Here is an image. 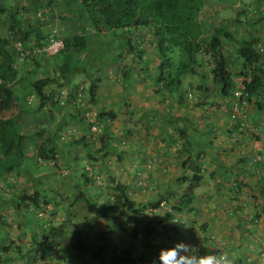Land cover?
<instances>
[{"label":"crops","instance_id":"obj_1","mask_svg":"<svg viewBox=\"0 0 264 264\" xmlns=\"http://www.w3.org/2000/svg\"><path fill=\"white\" fill-rule=\"evenodd\" d=\"M199 21L206 35L217 27L227 31L224 52L236 77L244 65L238 41L264 39V0H204ZM121 51L122 59L95 73L100 82L90 110L114 118L94 162L125 185L137 216H178L179 223L169 226L172 242L196 245L201 254H226L232 264H264V93L262 108L251 102L236 110L232 93L217 90L206 56L199 57L195 73L182 74L179 90L171 93L156 85V45L141 48L140 56ZM186 160L199 167L200 182L180 180L194 175ZM190 188L191 199L180 205Z\"/></svg>","mask_w":264,"mask_h":264},{"label":"trees","instance_id":"obj_2","mask_svg":"<svg viewBox=\"0 0 264 264\" xmlns=\"http://www.w3.org/2000/svg\"><path fill=\"white\" fill-rule=\"evenodd\" d=\"M4 2L5 0H0V11L7 12L11 25L6 31H0V181H6L12 173L20 172L26 166L27 149L31 138L36 137V141L42 140L37 145L35 159L45 162L53 160L57 156V149L61 146L56 144L58 131L47 134L40 131L35 135L25 133L22 129L21 113L32 111L38 117L47 115L52 117L53 111L61 107L60 97L63 88H67L66 97L74 101L76 107L81 104L76 101L79 95L87 97L89 107L96 105V89L100 82V77L96 74L105 67V64L111 65L114 61L122 59L123 47L140 56L141 48L151 43L156 45L161 57L156 85L165 91L177 92L181 86L182 74L197 71L200 56L208 57L206 66L219 92L229 96L235 89V77L223 46V37L227 35V31L217 27L213 33L206 35L199 21L204 0H65L70 8L69 14L73 16V23L79 31L66 33L62 47L53 54L42 52L52 42L51 38L43 42L38 36V41H35L32 37L33 30H37L35 26L26 27L18 24L23 11L12 14L10 7ZM107 34L117 37L120 42L119 47L122 45L121 50L118 47L111 55L107 49L94 45L95 35L103 37ZM16 43H20L30 52L25 54L22 52V55ZM238 45L236 53L244 62L240 74L251 76V81L247 84V100L250 103L254 102L260 109L264 93V39L240 40ZM20 59H23L29 68L21 70ZM82 76L88 80V85L80 88L74 80ZM33 99L36 100V107H31ZM46 106L50 110L41 113ZM14 107L18 110L7 115L6 112L12 111ZM81 114L75 109L70 116L87 123L89 135L74 143L75 145L85 143V158H92L89 160L94 162L98 160L95 154L99 153L96 146L106 140L102 137V130L106 132L114 114L100 111L90 123L86 122V117ZM93 127H97L98 131L94 132ZM56 129L57 127H54V130ZM105 144L104 146H107L109 141L107 145ZM115 144L112 146L116 147ZM186 146H188L187 141L183 143V147ZM74 161L78 160L74 159ZM188 163L190 162L186 160L184 166H188ZM188 167L194 175L182 177L180 180L191 181L194 184L200 182L201 177L197 175L200 172L199 167L194 162ZM85 169L89 170L90 166L81 168V176H85ZM84 178L86 179H78L74 182L72 199L64 196L61 189L55 187H51L48 191L37 187L33 196L24 193L18 201L11 197L25 229L30 215L38 212L41 199L45 203H48L49 198L53 199L55 204L66 203L72 210L82 205L86 212L84 219L113 217L114 222H120L125 217L133 218L132 216L139 214L124 184L111 182V194L101 200L91 191L93 180L86 176ZM192 195L193 190L190 188L182 196L179 204L187 203ZM171 214L172 211L167 213V222H170ZM251 219L257 222L258 216L253 215ZM8 226V221L0 216V228ZM167 226L171 225L165 223L164 230L169 229ZM141 228L148 235L159 232L152 223H145ZM77 238L78 245L83 248L86 242L84 237L78 233ZM6 242L10 244L0 248V264H9L13 257L17 258L15 253H11L12 250H16L19 255L23 250V246L14 241L10 235L6 238ZM50 242V237L46 236L37 245L44 247ZM110 246L111 241L106 238L102 244L92 250L82 249L78 253L85 255L90 252L91 258L98 264H151L152 259L147 255L136 259L130 249L121 252L115 249L110 251ZM31 252L32 249H29L28 253ZM49 252L51 253L50 250ZM107 257L110 260L108 262L105 260Z\"/></svg>","mask_w":264,"mask_h":264},{"label":"rangeland","instance_id":"obj_3","mask_svg":"<svg viewBox=\"0 0 264 264\" xmlns=\"http://www.w3.org/2000/svg\"><path fill=\"white\" fill-rule=\"evenodd\" d=\"M4 3L10 7L12 14L23 11L18 24L26 25V27L35 26L38 30L32 32L35 41H38V36L43 42L51 38L52 42H49L50 44L44 48L43 53L53 54L54 47L52 45L54 43L61 44L66 33L79 31V28L73 23V16L69 14L70 8L66 5L65 0H5ZM10 25L7 12L0 11V31H6ZM94 43L95 46L98 45V47L101 46V49L107 50L113 47L117 49L120 44L117 37L109 34L103 37L95 35ZM16 46L20 53L30 52L20 43H16ZM19 67L21 70L29 68L23 59H20ZM74 83L82 88L88 85V80L83 76L77 77ZM62 90L61 107L53 111L52 117H48V115L38 117L32 111L21 113L22 129L25 133H34L35 135L40 131L45 134L58 131L56 144L61 146L57 149V156L53 160L45 162L35 159L37 145L42 140L36 141V137L31 138L27 149L26 166L20 172L12 173L6 181H0V216L6 219L9 224L7 228H0V241L2 242L0 248L10 244L6 242V238L10 235L14 241L23 246V250L20 255L16 250H12L11 253H15L17 258L13 257L9 264H98L91 258L90 252L85 255L78 252L82 249L92 250L108 238L111 241L110 251L115 249L121 252L130 249L136 259L145 255L152 259L160 248L169 247L173 243L170 234L171 228L164 229L166 228L165 223H169V225L179 223L176 214L171 216L170 222H167V214L125 217L120 222H114L113 217L84 219L86 212L82 205L72 210L67 207L66 203L55 204V201L49 198L48 203H45L43 199L39 201L38 212L30 215L27 229L22 225L23 222L11 197L18 201L24 193L33 196L37 187L47 191L51 187H55L61 189L64 196L72 199L74 182L78 179H86L84 178L86 176L93 180L90 188L94 196L103 200L104 197L107 198L111 194L110 184L115 181V178L109 177L103 171L99 162H92L85 158V143L79 145L74 143L89 135L87 133L88 124L81 119L76 120L71 117L70 113L77 109L89 123L96 118L88 106L89 102L87 104V97L85 95L78 96L76 101L81 104L76 107L75 102L66 97L67 88ZM36 104V100L33 99L31 107H36ZM16 110L18 109L14 107L6 114L15 113ZM48 110L50 108L46 106L41 113ZM54 127L57 129L54 130ZM232 140L235 142L233 138ZM75 156H78V161H74ZM85 166H90V169H85V176H81V168ZM151 222L159 232L148 235L141 225ZM130 224L134 226L129 227ZM167 227L169 228V226ZM78 233L86 241L83 248H80L77 243ZM46 236L50 237V244L39 247L38 242L43 241ZM29 249H32L31 254L28 253ZM108 258L105 259L106 262L110 261Z\"/></svg>","mask_w":264,"mask_h":264},{"label":"clouds","instance_id":"obj_4","mask_svg":"<svg viewBox=\"0 0 264 264\" xmlns=\"http://www.w3.org/2000/svg\"><path fill=\"white\" fill-rule=\"evenodd\" d=\"M151 264H232V260L228 255L214 251L201 254L199 247L181 240L173 242L169 247L160 248L157 255L152 258Z\"/></svg>","mask_w":264,"mask_h":264},{"label":"built area","instance_id":"obj_5","mask_svg":"<svg viewBox=\"0 0 264 264\" xmlns=\"http://www.w3.org/2000/svg\"><path fill=\"white\" fill-rule=\"evenodd\" d=\"M63 42L61 44L54 43L52 46L54 47V53L58 52L59 49L62 47ZM251 81V76H243L238 75L235 78V89L233 91V98H234V108L236 110H241L249 106L250 102L247 100L246 97V90H247V84ZM81 96V95H79ZM242 126H248L247 121V115L246 113L243 114V124ZM93 131H98L97 127H93ZM233 139L236 141L237 137H233Z\"/></svg>","mask_w":264,"mask_h":264}]
</instances>
